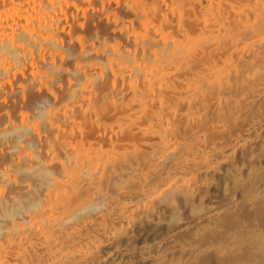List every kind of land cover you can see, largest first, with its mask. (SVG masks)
<instances>
[{"label":"bare ground","instance_id":"1","mask_svg":"<svg viewBox=\"0 0 264 264\" xmlns=\"http://www.w3.org/2000/svg\"><path fill=\"white\" fill-rule=\"evenodd\" d=\"M0 264H264V0H0Z\"/></svg>","mask_w":264,"mask_h":264}]
</instances>
